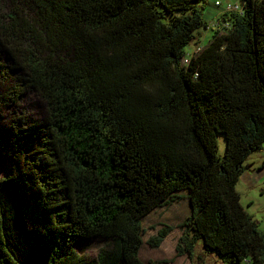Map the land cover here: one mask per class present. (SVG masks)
I'll use <instances>...</instances> for the list:
<instances>
[{"label":"trees","instance_id":"obj_1","mask_svg":"<svg viewBox=\"0 0 264 264\" xmlns=\"http://www.w3.org/2000/svg\"><path fill=\"white\" fill-rule=\"evenodd\" d=\"M206 6L0 0V120L13 112L0 127L11 163L0 264H172L139 259L142 221L181 200L177 256L202 264L201 245L218 264H264V232L236 189L264 150V0L220 10L214 28ZM201 27L213 32L202 47ZM31 93L41 122L20 111ZM172 231L162 225L147 244ZM94 242L96 258L82 254Z\"/></svg>","mask_w":264,"mask_h":264},{"label":"rangeland","instance_id":"obj_2","mask_svg":"<svg viewBox=\"0 0 264 264\" xmlns=\"http://www.w3.org/2000/svg\"><path fill=\"white\" fill-rule=\"evenodd\" d=\"M218 1L222 3V6L216 7L214 4ZM240 5V0H207V6L204 12V21L208 26L214 28L215 22L212 21L214 16L224 9V6ZM212 33L209 29L201 27L197 31V40L199 46H206L211 39ZM195 42V43H196ZM195 43H191L186 51H192L195 49ZM186 62V61H185ZM3 90L0 89V97ZM3 119L0 120V127L8 123L13 115L12 109L1 108ZM27 116V121L41 122L45 116V109L40 99L33 93L29 94L21 104V110ZM225 138L224 136L218 137L219 153L223 154L225 151ZM264 150L253 154L248 161H255L254 177L252 184L248 186L244 181L240 179L237 184V191L240 194L241 204L245 210L252 215L254 220L259 225V229L264 232ZM10 160L0 155V178L6 177L10 172ZM188 208L186 202L181 200L179 204L169 205L168 207L160 208L148 215L142 221V227L144 229L143 245L139 252V259L143 263L149 261H172V264H192L186 255L177 256L176 245L178 238L180 237V230L177 228L184 218L188 215ZM162 225H168L173 227V231L166 237L159 248L153 249L147 241L153 237L156 232L162 228ZM202 246L199 245L195 249L194 261L202 264H218L215 257L207 256L202 251ZM82 254L88 257L96 258L100 250V244L94 242L93 244H85L80 247ZM220 264V263H219Z\"/></svg>","mask_w":264,"mask_h":264},{"label":"crops","instance_id":"obj_3","mask_svg":"<svg viewBox=\"0 0 264 264\" xmlns=\"http://www.w3.org/2000/svg\"><path fill=\"white\" fill-rule=\"evenodd\" d=\"M264 160V157L262 158V161ZM249 167L248 170L241 176V180L244 181L248 186L252 184V181L254 179L253 174H254V169H255V161H248L247 162ZM240 181V180H239ZM185 201V200H184ZM186 202V201H185ZM179 204V202H178ZM175 205V204H174ZM187 205V204H186Z\"/></svg>","mask_w":264,"mask_h":264},{"label":"built area","instance_id":"obj_4","mask_svg":"<svg viewBox=\"0 0 264 264\" xmlns=\"http://www.w3.org/2000/svg\"><path fill=\"white\" fill-rule=\"evenodd\" d=\"M216 5H219V4L216 3ZM238 10H239V7L235 6V5L233 6V5L228 4V5H226L224 7V11H226V12H228V11H238ZM198 50H200V49H197L196 53L198 52Z\"/></svg>","mask_w":264,"mask_h":264}]
</instances>
